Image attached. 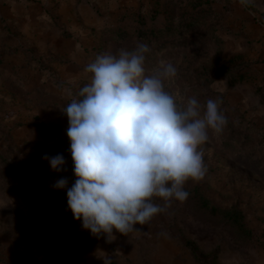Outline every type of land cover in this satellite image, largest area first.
<instances>
[{
    "label": "rangeland",
    "instance_id": "obj_1",
    "mask_svg": "<svg viewBox=\"0 0 264 264\" xmlns=\"http://www.w3.org/2000/svg\"><path fill=\"white\" fill-rule=\"evenodd\" d=\"M196 1L150 0L111 18L107 30L94 26L93 45L81 50L78 70L63 57L33 50L22 64L25 71H11L8 89L1 79L8 63L0 55V264H103L98 249L114 264H203L193 258L186 241L206 254L214 252L215 259L210 256L206 264H264V0H209L193 8ZM105 10L98 6L93 13L103 18ZM51 22L60 24L57 17ZM0 24L9 27V16L0 13ZM138 43L150 49L146 76L161 61L177 69L164 85L178 107L196 98L203 113L208 99L222 102L226 126L219 134L209 130L208 141L198 145L205 175L187 181L184 190L198 186L211 204L239 210L250 240L189 197L172 199L148 224L134 226L147 234L124 236L113 230L111 243L74 219L67 188L77 177L62 111L80 99L79 90L90 82L84 71L88 63L100 54L132 51ZM239 74L245 79L230 85L229 77ZM57 154L66 162L59 172L43 158ZM61 178L67 187L54 188ZM30 181L40 186L44 202L30 193ZM152 202L164 206L162 198ZM161 232L165 235H157Z\"/></svg>",
    "mask_w": 264,
    "mask_h": 264
},
{
    "label": "clouds",
    "instance_id": "obj_2",
    "mask_svg": "<svg viewBox=\"0 0 264 264\" xmlns=\"http://www.w3.org/2000/svg\"><path fill=\"white\" fill-rule=\"evenodd\" d=\"M242 4L248 0H240ZM147 44L117 55L100 54L85 66L90 82L63 109L74 164L75 183L67 188L68 208L82 227L111 243L113 230L147 234L135 225H146L170 206L172 199L187 200V181H198L206 172L198 145L208 141V131L219 134L227 124L218 99L203 106L189 98L178 107L165 91L164 81L177 69L161 61L153 75H145ZM54 171L65 165L63 155L43 157ZM66 178L53 187L65 189ZM162 198L164 206L153 203ZM157 235L163 236L161 232ZM99 258L112 264L111 256ZM96 253V254H97Z\"/></svg>",
    "mask_w": 264,
    "mask_h": 264
},
{
    "label": "crops",
    "instance_id": "obj_3",
    "mask_svg": "<svg viewBox=\"0 0 264 264\" xmlns=\"http://www.w3.org/2000/svg\"><path fill=\"white\" fill-rule=\"evenodd\" d=\"M89 1L93 3L89 4ZM148 1L150 0H0V13L9 16V27L0 24V55L6 59H2L3 62L8 63L1 78L6 80V88L9 89V81L14 79L12 70H26L22 64L33 50L38 55L50 53L57 59L63 57L78 70L81 50L93 45L91 29L94 26L107 30L111 18L131 6L139 8L147 5ZM98 6L107 11L103 18L93 13ZM54 17L59 19L60 28L51 22ZM70 42L71 45H68ZM70 46L74 48L73 52L61 51Z\"/></svg>",
    "mask_w": 264,
    "mask_h": 264
},
{
    "label": "trees",
    "instance_id": "obj_4",
    "mask_svg": "<svg viewBox=\"0 0 264 264\" xmlns=\"http://www.w3.org/2000/svg\"><path fill=\"white\" fill-rule=\"evenodd\" d=\"M208 2L209 0H198L196 1V3H194L193 8L201 6L202 4H207ZM245 77H246L245 74H239L234 77L230 76L229 84L234 85L241 79L243 78L245 79ZM25 185L27 184L25 183ZM29 190L31 191L30 192L31 194H35L36 197L41 202H44L46 197L38 184H34L31 182V184H29ZM187 192L189 193L188 197L195 200L196 203L200 206V209L206 212L208 215L214 216L220 220L228 222L234 228V230H236L237 233H239L244 239L250 240L252 238L251 231L248 230L245 224L243 223L244 220L243 214L235 207L225 209L211 204L209 199L206 196H204L203 191L198 186L192 187L191 190H188ZM185 246L189 249L193 258L198 262L206 264V260L210 256L213 257V259H215V254H213L214 252L211 254H206L200 251L198 247L195 245V243L191 241H186ZM213 259L210 262H213L214 261ZM112 264L114 263L112 262Z\"/></svg>",
    "mask_w": 264,
    "mask_h": 264
}]
</instances>
